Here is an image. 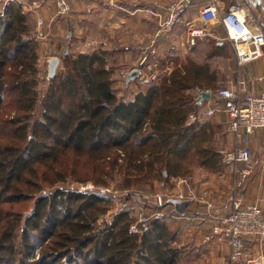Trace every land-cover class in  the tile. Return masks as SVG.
I'll use <instances>...</instances> for the list:
<instances>
[{"label": "trees", "instance_id": "obj_1", "mask_svg": "<svg viewBox=\"0 0 264 264\" xmlns=\"http://www.w3.org/2000/svg\"><path fill=\"white\" fill-rule=\"evenodd\" d=\"M26 23L16 3L0 19V96L18 113L0 118V264H176V233L166 223L154 220L141 233H130L127 211L101 219L109 210L108 197L54 188L76 176L70 166L56 169L57 176L50 171L65 157L74 159L71 163L85 157L86 166L92 160L125 166L143 174L140 179L167 180L191 162L218 169L221 154L209 145L214 127L188 124L198 97L187 92L210 89L209 66L188 59L160 84L126 101L114 89L104 51L68 53L65 69L39 100L37 80L23 67L28 61L32 67L30 54L34 59V45L23 37ZM40 103L39 118L34 111ZM92 165L93 172L104 171ZM48 186L53 190L47 195H36ZM32 200L33 211L24 217L15 206Z\"/></svg>", "mask_w": 264, "mask_h": 264}, {"label": "rangeland", "instance_id": "obj_2", "mask_svg": "<svg viewBox=\"0 0 264 264\" xmlns=\"http://www.w3.org/2000/svg\"><path fill=\"white\" fill-rule=\"evenodd\" d=\"M70 14L62 17H67ZM202 24V26L207 29L205 32L206 36H203V38H194V36H192V41L189 40V36H183L182 40L179 39L178 41H183L184 46L179 47H181V49L185 47L184 56L188 55V57H190L188 58L189 60H192L201 66L204 64L209 66L208 70L211 78H208L206 84L208 83L210 85V89L203 91L216 92L217 90L226 87L228 80L227 73L229 74L237 70V68H235L237 63L234 57V48L221 24L218 23L216 26H211L213 23L210 22ZM26 25L27 31L24 32L23 37L24 39H31L32 44L34 45L32 52L34 54V59L32 54H30L29 58L31 59L32 67L30 68L29 61L24 63L23 67H26V70H28L29 73L36 78L37 83L34 88L38 93L40 100L47 94L52 79L57 75V73L65 69L63 60L64 56L68 53L76 55L87 52H85L84 47L80 43L73 44L72 47L67 45L63 47L62 45V47L53 48L52 41L49 39H41L43 24L26 23ZM215 28L219 31L218 34H214ZM78 30L79 29L76 28V31ZM70 32H72L71 29L65 30L64 36L68 38ZM74 38L77 40L76 42H81V40H86V38L90 39V41L94 39L86 37L82 34H80L79 37L76 36ZM96 38L98 40V37ZM98 41H102V39ZM171 41L164 46V53L156 55L151 59L147 56V60L143 65H140V62L145 55V51H143V56L138 61L137 66L123 67L125 69L122 68L119 77V81L121 80L122 84L120 85L118 83L116 87L117 89L114 88L118 97H121V94L124 95V93L127 92L126 90H130L128 92H131L132 96H136L135 94L138 92L146 93L151 87L160 84L165 77L170 76L175 68L180 67L182 64L187 62L188 59H183L182 57L177 58L178 56L175 54L177 52H181V50L176 49L178 47L177 44H175L174 41H172L171 44ZM220 43L225 45L222 53L221 51H218ZM145 45L146 44L143 46ZM72 49L77 51H73ZM95 49L98 50V46H96ZM214 53H220V55L212 56ZM54 59H57L59 64L55 67L54 71H52L50 68V62ZM107 66L108 68L110 66L108 62ZM134 71H139V73L135 76V78L130 79L129 77ZM201 92H194L193 90L187 92L192 97H198L196 101V110L190 114L205 111L209 107H202L203 105H207L208 100L200 103ZM1 100L3 101L0 104V118L5 119L17 117L18 113L17 109H14L15 106L8 107L4 95L0 96V101ZM217 103L219 106L221 105V101L217 100ZM6 105L7 108H5ZM218 105L216 103L212 104L213 107H218ZM42 113L43 109L40 103L34 111V116H39L40 118ZM222 113L225 112H217L211 117L205 115L197 121L200 124H209L214 127L209 145L214 146L221 154L220 167L214 171L191 162L190 164H186V171L178 173L177 176H171L167 180H160L159 178L153 179V177H150L149 179H140L143 177V174L138 175L135 171L130 172L125 166H123V168H119L120 166L112 168L110 163L106 161L103 163H96V160H92L93 162L88 163V166H86L87 161L85 157L81 160L77 159V163H71L74 159L68 161V158L65 157V160H63L59 165H56L54 170L50 171V175L57 176L56 169L63 170L65 166L68 165L70 166L69 173L74 171L76 172V176L70 177L64 181H59L54 188L64 187L70 190L76 189L79 191L86 188L83 192L91 191L106 198L108 197L110 200L109 210L108 213L101 219L110 221L118 212L127 211L131 217L130 224L141 217H150L153 213L163 212L167 215L170 212V207L161 209V207L156 205V203H158L156 202L157 195L161 193L165 196L166 200L174 196L184 199H181L178 203H184L188 200L190 201V199H195V201L217 200L218 205L226 206L228 199L232 195V188L234 184L230 176L231 172H226L229 169V166H226L223 161L224 155L227 153L226 147L228 143V136L231 133L228 130V122H226V119H218V116ZM190 114L188 116V124L192 123L189 121ZM205 145H208V143ZM94 163L98 167L101 166L104 168V171L102 170L99 172L102 175L100 177H102L103 181H105L104 183L99 181V173L92 171L91 168ZM209 174H213L214 178H208L207 176ZM78 177L82 179L85 178V180L79 179ZM219 181L220 183L218 184L217 182ZM214 185L222 188L223 191H216ZM52 190L53 189L48 186V188H43V190L36 195H47L48 192ZM198 204H200V202H198L197 205ZM33 206L34 201L32 200L20 203L16 205L15 208L20 210L24 217H27L30 213H32ZM198 210L202 211L200 207H198ZM158 220L166 223L170 228L169 230L176 233L177 241L174 242L173 245L180 250L176 264H223L221 261H224L225 255H227L224 250L225 245L218 244L205 238V234L210 232V226H204L202 222L200 224L195 223L192 225L189 222H182L169 217H164ZM153 221L154 220L151 221V219H148L146 221H142V223L149 226ZM190 227H193L192 230H190ZM142 231L143 229L139 233ZM213 243L215 245H213ZM210 246L215 248H210ZM38 255V250H34L30 257L35 259Z\"/></svg>", "mask_w": 264, "mask_h": 264}, {"label": "crops", "instance_id": "obj_3", "mask_svg": "<svg viewBox=\"0 0 264 264\" xmlns=\"http://www.w3.org/2000/svg\"><path fill=\"white\" fill-rule=\"evenodd\" d=\"M68 1L72 11L67 17H61L56 14L54 0H0V11H5L10 3H16L20 6L22 13L27 16V23H38V20L42 19L41 39L52 41L53 48H59L62 45L63 47L65 45L72 47L73 44L80 43L87 53L104 51L107 62L110 65L109 68L111 67L115 89H117L118 83L122 84V81H119L122 68L137 66L138 61L143 56V51H146L150 59L154 58L156 55L164 53V46L172 40L178 46L176 49L181 50V52L175 54L178 56L177 58H190L188 55L184 56L185 47L181 49L184 46V42L178 40H182L183 36H189V40L192 41L191 30L194 28L203 27L207 31L202 26L200 13L211 3L217 5L220 16H223L230 7L236 5L244 7L257 21L264 23V0H190L182 14L181 21L168 31L164 28L161 29V26L168 17L170 5L179 0ZM210 23H213L211 26L220 24V22L215 20ZM76 28L79 30L76 31ZM68 29H71L72 32L69 33L67 38L64 36V31ZM224 31L226 32V30ZM218 33L219 31L215 28L214 34ZM80 34L94 39L90 41V39L86 38V40L83 39L81 42H76L77 40L74 37H79ZM96 37H98V40L102 39V41H98ZM197 37L203 38V36H194V38ZM144 44H146V47L143 46ZM96 46H98V50L95 49ZM224 46L223 43L219 44L220 48H224ZM72 50L77 51L75 49ZM220 51H223V49ZM234 57L237 63L235 54ZM237 66L235 67L237 68L236 71L227 73L226 87L235 88L238 81H244L251 94L255 95L264 92V55L242 67ZM126 91L124 95L121 94V97L126 101L134 99L135 96L128 92L130 90ZM217 100L215 92H211L207 105L202 107L205 108L213 103L218 105ZM221 115L218 116V119L225 118L226 122H228V115L225 113ZM233 145L234 138L229 134L226 151L231 150ZM250 147L254 153L255 169L251 177L242 184V191L246 202L257 204L264 210V129L257 130L251 136ZM242 167V165H239V168ZM229 171L234 184L239 179V176L232 172L230 167L226 172ZM207 177L214 178V175L209 174ZM217 183L219 184L220 181ZM214 188L216 191H223L222 188L216 185H214ZM192 228L190 227V230ZM213 245L215 244L213 243ZM247 246L252 252L250 259L256 264L264 263V241L248 239ZM210 248L215 247L210 246ZM224 250L227 255H225V260L221 262L226 264L228 250L226 247Z\"/></svg>", "mask_w": 264, "mask_h": 264}, {"label": "built area", "instance_id": "obj_4", "mask_svg": "<svg viewBox=\"0 0 264 264\" xmlns=\"http://www.w3.org/2000/svg\"><path fill=\"white\" fill-rule=\"evenodd\" d=\"M55 10L58 16L71 13L72 8L68 0H54ZM190 0H179L169 7L168 17L162 28L167 31L181 21L182 14ZM5 11H0V19ZM202 23L218 21L226 30L228 39L233 45L237 64L242 67L264 55V28L263 25L250 15L249 11L242 6H232L220 16L217 5L211 3L201 13ZM40 24L43 20L39 19ZM203 25V24H202ZM2 27L0 26V42L2 40ZM206 31L203 27L191 30V36H204ZM140 62L143 65L147 60L145 51ZM221 105L213 107L209 104L207 110L190 114L189 121L195 122L202 116L211 117L217 112H225L228 115V130L234 137V145L224 155V163L231 171L239 176L234 183L232 195L226 206L217 204V200H188V205L182 212H178L176 203L184 200L180 197H171L166 200L161 193L157 195L156 205L162 208L170 207V212L165 215L153 213L150 217H141L131 222L130 233H139L147 224L142 221L148 219L158 220L169 217L182 222L203 223L210 226V232L205 234L207 240L223 244L228 250L226 264H256L250 259L252 254L247 246V240L253 239L264 241V210L257 204L245 201L242 184L246 182L254 172V153L250 147L251 136L260 129H264V92L251 94L244 81H238L237 87H224L215 92ZM242 165V168H239ZM176 182V181H175ZM83 188L80 191H84ZM200 204L197 205V203ZM198 207L202 211L198 210ZM202 207V208H201ZM264 264V263H262Z\"/></svg>", "mask_w": 264, "mask_h": 264}, {"label": "water", "instance_id": "obj_5", "mask_svg": "<svg viewBox=\"0 0 264 264\" xmlns=\"http://www.w3.org/2000/svg\"><path fill=\"white\" fill-rule=\"evenodd\" d=\"M58 64H59V61L57 59L52 60L50 62L51 70L54 71L55 67H57ZM138 73H139V71H134L129 78L130 79L135 78V76H137ZM210 97H211V92L210 91L201 92L200 103H202L203 101L209 100ZM187 205H188V202H184V203H178L177 202L176 203V208H177L178 211L182 212Z\"/></svg>", "mask_w": 264, "mask_h": 264}]
</instances>
